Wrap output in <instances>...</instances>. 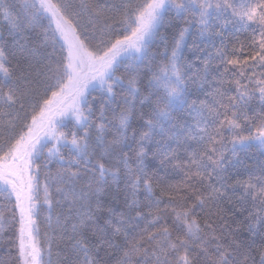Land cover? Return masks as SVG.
<instances>
[{"label": "snow or ice", "instance_id": "obj_1", "mask_svg": "<svg viewBox=\"0 0 264 264\" xmlns=\"http://www.w3.org/2000/svg\"><path fill=\"white\" fill-rule=\"evenodd\" d=\"M253 148L264 0H0V264H264Z\"/></svg>", "mask_w": 264, "mask_h": 264}, {"label": "trees", "instance_id": "obj_2", "mask_svg": "<svg viewBox=\"0 0 264 264\" xmlns=\"http://www.w3.org/2000/svg\"><path fill=\"white\" fill-rule=\"evenodd\" d=\"M193 31H195V30H193ZM232 31L234 32V30H232ZM246 35H247V34L241 32V33H236V35L231 36V38H232V39H235L236 36H238L240 40H243V39H245ZM191 44H192V41H191V39H190V40H189V48H188V50H186V52H185V56H186L187 58H189V59H192V58L196 55L194 49H192V47H191ZM195 70H196V69H195V66H193V71H195ZM229 147H230V145H229ZM251 153H254V154H255V159L252 158ZM251 153H249V154H243V153H242V154H241V155H242V158H243L244 160H246L248 163H254L256 159L264 158V156H262L261 153H260L257 149H255V148H253V149L251 150ZM53 171H55V167H54V166H53ZM41 183L43 184V176L41 177ZM123 187H124V186H123V184L121 183V185H120L121 192H120V194H119L118 199L115 200V201H113V200H109L108 203L113 204V206H115V207H121V206H122V204H123ZM110 191H112V192H115V191H116L114 185L112 186V188L110 189ZM4 198H5V194L2 193V192H0V202H3V201H4ZM56 198H58V196H57ZM56 211L59 212L60 209H57ZM65 211H67V209H65ZM46 216H47V212L45 211V212H43L42 215H41V220L43 221L44 218H45ZM240 219L243 220V217H241ZM241 229H242V235H246V234H247V224H242V225H241ZM100 257H101V259H105V260L108 258V257L105 255L104 252H101V253H100ZM45 258H47V257H45ZM55 259H56V258H55V256H54V257H53V260H55Z\"/></svg>", "mask_w": 264, "mask_h": 264}]
</instances>
